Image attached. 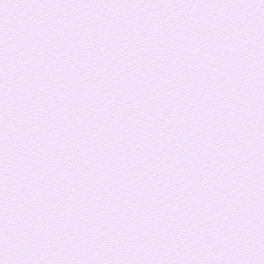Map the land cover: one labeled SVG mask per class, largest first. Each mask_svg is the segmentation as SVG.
Listing matches in <instances>:
<instances>
[{
    "label": "snow or ice",
    "instance_id": "1",
    "mask_svg": "<svg viewBox=\"0 0 264 264\" xmlns=\"http://www.w3.org/2000/svg\"><path fill=\"white\" fill-rule=\"evenodd\" d=\"M0 264H264V0H0Z\"/></svg>",
    "mask_w": 264,
    "mask_h": 264
}]
</instances>
